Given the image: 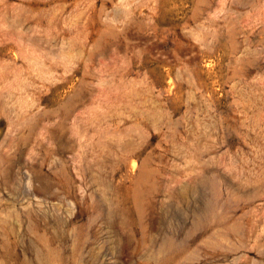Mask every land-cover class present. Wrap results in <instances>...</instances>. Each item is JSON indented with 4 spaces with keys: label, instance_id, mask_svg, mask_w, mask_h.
<instances>
[{
    "label": "rangeland",
    "instance_id": "1",
    "mask_svg": "<svg viewBox=\"0 0 264 264\" xmlns=\"http://www.w3.org/2000/svg\"><path fill=\"white\" fill-rule=\"evenodd\" d=\"M0 264H264V0H0Z\"/></svg>",
    "mask_w": 264,
    "mask_h": 264
}]
</instances>
